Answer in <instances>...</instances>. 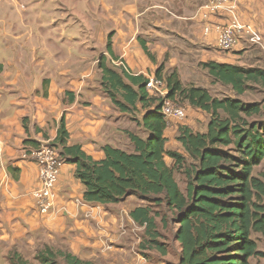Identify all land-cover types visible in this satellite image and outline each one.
Here are the masks:
<instances>
[{
	"label": "crops",
	"instance_id": "crops-1",
	"mask_svg": "<svg viewBox=\"0 0 264 264\" xmlns=\"http://www.w3.org/2000/svg\"><path fill=\"white\" fill-rule=\"evenodd\" d=\"M230 1L237 5L243 20L257 25L264 35V0ZM23 2L28 3L25 6ZM132 4L126 3L132 14L123 11L121 21L113 22L109 14L91 18L78 14L77 9L78 15L59 16V0H0V264H10L9 254L13 251L26 262L33 261L47 247L91 264H166L163 259L168 248L161 257L157 249L144 247L145 226L131 217L133 210L145 206L137 196L117 204L86 203L80 207L75 200L84 199L85 187L75 176L76 166L65 163L55 208L41 214L34 198L39 168L22 156L24 146L54 141L63 118L69 143L80 145L96 161L105 159L102 148L106 145L134 153L135 146L127 132L148 136L131 120V114L114 106L103 90L99 68L105 56L116 71L121 72L118 64L123 63L134 75H155L156 64L139 40L137 6ZM175 6L179 11L173 12L174 17L185 21L188 29L191 24L200 45H206L204 63L240 65L255 46L242 39L234 50L223 51L217 31L206 33L204 27L206 23L225 24L229 12L207 21L195 16L203 0H180ZM96 19L103 21L101 27L95 26ZM97 28L103 30L99 36ZM112 30L114 35L109 37L107 33ZM109 40L113 55L107 51ZM165 52L160 46L150 49L157 60ZM138 112L141 120L146 113L142 105ZM179 128L176 120L167 125L166 150L188 156L177 140ZM165 162L174 166L169 156Z\"/></svg>",
	"mask_w": 264,
	"mask_h": 264
},
{
	"label": "trees",
	"instance_id": "trees-1",
	"mask_svg": "<svg viewBox=\"0 0 264 264\" xmlns=\"http://www.w3.org/2000/svg\"><path fill=\"white\" fill-rule=\"evenodd\" d=\"M151 60L154 59L141 40ZM107 51L113 55L111 41ZM216 81L244 94L248 84L264 87V70L246 69L239 65L214 61L203 64ZM104 92L121 112L133 114L138 106L146 111L141 120L133 118L148 136L142 138L127 132L135 146L134 153L104 146L105 159L94 160L78 144L69 143L65 118L61 120L53 145L60 149L65 163L76 166L75 176L85 187L84 200L88 203L117 204L130 196H137L145 206L131 212L136 223L145 226L144 247L147 245L166 254L160 242L155 209L165 207L177 212L179 225L176 237L181 244V264H252L259 255L255 233H264V181L254 170L264 160V123L249 119L262 114L258 104L247 105L238 99L220 100L207 90L185 87L175 72L165 80L168 97H180L190 106L209 114L207 131L194 132L188 126L179 128L177 140L188 156L166 150L164 136L167 122L161 113V102L149 97L146 77L111 68L103 56L99 62ZM174 161L170 167L165 162ZM186 177V193L177 180L175 171ZM166 226V217H161ZM53 253L46 248L36 259L47 264ZM57 255L68 264H91L62 250ZM51 256V257H50ZM10 264H27L16 251L9 254ZM54 264V263H51Z\"/></svg>",
	"mask_w": 264,
	"mask_h": 264
},
{
	"label": "rangeland",
	"instance_id": "rangeland-1",
	"mask_svg": "<svg viewBox=\"0 0 264 264\" xmlns=\"http://www.w3.org/2000/svg\"><path fill=\"white\" fill-rule=\"evenodd\" d=\"M208 1L209 0H205L204 2L203 0V5ZM39 2L40 1L37 3ZM179 2L180 0H59L58 6L59 16H75L83 14L89 15L93 18V16L100 17L104 14H109L114 17L113 22H120V17L122 16L121 14L123 11L124 13L132 14L131 11H128L126 3H133L132 5L137 6V25L140 30L139 40L145 41L146 47L149 51L158 46L163 47L166 50L165 55L160 60H157L156 58L152 60L154 61L153 63L156 64L154 69L155 74L159 71L162 74L163 79L167 80L171 74L176 72L183 85L187 88L195 86L197 88L205 89L214 98L220 100L238 99L247 105L258 104L262 108V114L255 115L249 120L251 122L264 123V87L259 84L249 83L247 91L240 95L237 94L232 87L214 81V79L208 74L207 70L203 67V64L205 63L202 53L206 48V45H200L198 42L199 38L193 34L194 32L191 28V24L189 27L190 29H188V27H185V21L174 17L173 12L179 11V7L175 6V4ZM26 3L28 2H23L22 4L26 6ZM108 5H111L110 10L107 9ZM76 9L79 10L78 14L75 12ZM185 14H187V12H185ZM211 17H214V14H211L210 18ZM96 20L97 22H95V26L101 27L103 21ZM93 22H91V25L94 24ZM83 25L86 26L84 23ZM213 29L216 31L214 23L212 26V30ZM102 31L103 30L97 28L95 30L96 35L99 36ZM110 32L107 34H109V37H112L114 31L112 30ZM110 41L111 40H109V42ZM262 52H264V49L255 45L251 48L250 52L243 57V62L239 66L246 69L264 70V54H262ZM260 57L262 59H257ZM208 62L210 61H207L206 63ZM173 101L183 107L187 112V117L185 119L176 120L179 127L190 125L196 130L195 132L207 131L211 117L209 114L190 106L188 102L182 100L180 97H177L176 100ZM130 116L132 118L131 120H133V118L139 119L141 112H135ZM174 175L180 188L186 193V177L184 172L176 170ZM254 175L264 181V160L255 168ZM155 210L161 215L158 216V218L165 216L167 222L166 226L164 225L163 227L161 219L159 218L160 221L158 227L162 235V238L159 240L164 246H166V249L168 248V255L166 256V259H163V262L166 264H181L180 245L177 243L178 241L176 237L179 228V225L176 222L177 212L168 211L165 207ZM252 239L257 242L259 255L253 258L251 263L264 264V233H255L252 235ZM48 249L54 255L52 257L53 260L47 264H67L63 257L57 255L58 248ZM45 250L46 248L41 249L40 251ZM160 254L159 256L162 255L161 257H165L163 254ZM27 264H41V262L37 257V259H34L33 261H28Z\"/></svg>",
	"mask_w": 264,
	"mask_h": 264
},
{
	"label": "built area",
	"instance_id": "built-area-1",
	"mask_svg": "<svg viewBox=\"0 0 264 264\" xmlns=\"http://www.w3.org/2000/svg\"><path fill=\"white\" fill-rule=\"evenodd\" d=\"M227 11L231 15L226 24H216L215 29L218 33L219 47L226 52L234 50L239 41L248 39L252 44L264 49V36L257 25L243 20L237 13V5L230 0H209L201 6L196 12L197 18L207 20L211 14H217ZM205 32L212 30V24L206 23ZM125 71L129 72L123 63H119ZM137 75V74H136ZM146 91L149 97L156 98L161 102V113L164 116L167 125L171 121L183 120L187 117L186 110L169 98V88L165 80L156 75L146 77ZM24 159L31 160L39 168V187L34 192L36 205L41 214H48L55 208L56 190L61 176V170L65 162L61 157L60 149L53 145V141H47L33 147L27 146L22 149ZM76 205L82 207L86 202L84 199H76Z\"/></svg>",
	"mask_w": 264,
	"mask_h": 264
}]
</instances>
